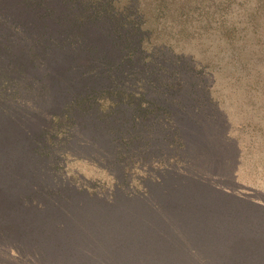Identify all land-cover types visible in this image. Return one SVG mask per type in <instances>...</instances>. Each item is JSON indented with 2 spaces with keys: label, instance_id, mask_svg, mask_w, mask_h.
Segmentation results:
<instances>
[{
  "label": "rangeland",
  "instance_id": "obj_1",
  "mask_svg": "<svg viewBox=\"0 0 264 264\" xmlns=\"http://www.w3.org/2000/svg\"><path fill=\"white\" fill-rule=\"evenodd\" d=\"M249 65L185 120L188 158L137 189L95 190L112 145L66 137L72 114L42 93L0 97V264H264V62Z\"/></svg>",
  "mask_w": 264,
  "mask_h": 264
},
{
  "label": "trees",
  "instance_id": "obj_2",
  "mask_svg": "<svg viewBox=\"0 0 264 264\" xmlns=\"http://www.w3.org/2000/svg\"><path fill=\"white\" fill-rule=\"evenodd\" d=\"M259 61L264 0L0 1V97L12 107L42 93L72 114L66 137L108 141L96 191L173 172L188 158L185 120L199 119L236 63Z\"/></svg>",
  "mask_w": 264,
  "mask_h": 264
}]
</instances>
